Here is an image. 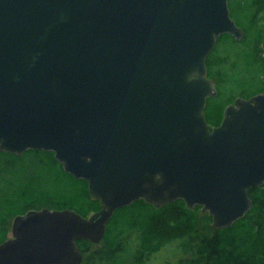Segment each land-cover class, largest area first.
Here are the masks:
<instances>
[{
	"label": "water",
	"instance_id": "1",
	"mask_svg": "<svg viewBox=\"0 0 264 264\" xmlns=\"http://www.w3.org/2000/svg\"><path fill=\"white\" fill-rule=\"evenodd\" d=\"M246 37L228 0H0V151H53L100 209L17 215L0 264H82L116 211L138 200L201 205L215 229L264 187V92L205 117L206 59Z\"/></svg>",
	"mask_w": 264,
	"mask_h": 264
},
{
	"label": "trees",
	"instance_id": "2",
	"mask_svg": "<svg viewBox=\"0 0 264 264\" xmlns=\"http://www.w3.org/2000/svg\"><path fill=\"white\" fill-rule=\"evenodd\" d=\"M232 17L246 31L237 40L224 33L206 59L217 95L207 98L204 114L211 126L221 123L225 107L236 96L264 92V0H228ZM253 201L246 215L231 227L215 229L202 207H187L182 199L163 207L141 199L116 211L104 237L107 251L132 245L134 264H157L156 255L174 243L177 260L165 264H264V187L249 190ZM73 209L84 216L100 208L89 195V183L65 171L53 151L29 149L22 155L0 151V243L10 221L29 210ZM87 250L97 244L79 240ZM92 259V257H91ZM124 264V261H121Z\"/></svg>",
	"mask_w": 264,
	"mask_h": 264
},
{
	"label": "rangeland",
	"instance_id": "3",
	"mask_svg": "<svg viewBox=\"0 0 264 264\" xmlns=\"http://www.w3.org/2000/svg\"><path fill=\"white\" fill-rule=\"evenodd\" d=\"M237 97L239 96H236L230 103H233ZM97 210L89 212V215ZM198 212L202 216L203 215L206 216L208 214L207 212H203L202 207L198 210ZM14 218L15 217H13L10 221V227L6 234L7 237L12 236V224H13ZM103 243H104V240H102V242L98 243L96 246H93L87 250L86 256L90 260L87 263L83 262V264H121V261H124V264H134L133 259L131 257L132 245L130 246L125 245L124 251H122L121 249L117 252L114 251V253H109V255H107V251H109L110 249L107 248V244L104 245ZM172 245H174V243L171 245H168V247H164L161 253L156 255L155 262L157 264H165L166 261H169V260L176 261L178 259L177 256H178V253L180 254V252L178 250L173 249L174 246Z\"/></svg>",
	"mask_w": 264,
	"mask_h": 264
},
{
	"label": "flooded vegetation",
	"instance_id": "4",
	"mask_svg": "<svg viewBox=\"0 0 264 264\" xmlns=\"http://www.w3.org/2000/svg\"><path fill=\"white\" fill-rule=\"evenodd\" d=\"M246 98H248V97H246ZM110 223V222H109ZM108 223V224H109ZM82 251H83V258L85 259V252H84V250L82 249Z\"/></svg>",
	"mask_w": 264,
	"mask_h": 264
}]
</instances>
